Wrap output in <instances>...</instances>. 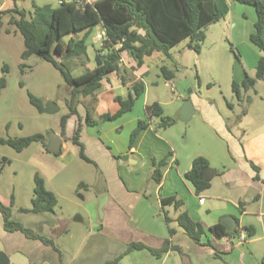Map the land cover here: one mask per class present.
Listing matches in <instances>:
<instances>
[{"label":"crops","instance_id":"obj_1","mask_svg":"<svg viewBox=\"0 0 264 264\" xmlns=\"http://www.w3.org/2000/svg\"><path fill=\"white\" fill-rule=\"evenodd\" d=\"M12 7L11 0H0V11ZM228 14L229 11L226 16ZM95 28L102 31L100 25H95L90 32ZM84 33L85 30L79 31L75 36L67 35L66 39L74 37L78 40ZM155 53L158 52L145 56L140 67L129 53H121L118 70L107 74L97 93L87 97L99 105L109 95L117 107L112 112L103 111L99 116L114 114L120 109L117 98L126 100L130 95L134 96L132 86L135 83L140 82L144 87L131 110L116 120L102 121L101 126L87 125L85 120L81 121L78 141L83 145L84 154L93 162L89 164L95 168L104 185L105 199L99 203L97 217H91L84 234L77 236L76 227L70 225L67 219H57L54 212L41 213L46 214L44 216L49 222L45 224L46 227L35 226L33 231L52 242L48 244L40 239L29 238L21 231H6L0 212V251L6 253L9 264H263L264 140L257 146L262 150V156L251 157L247 142H243V138L228 126V118L212 102L194 95V114L190 119L197 112L200 113L202 133H206L209 139L208 149L202 151L189 148L180 156L175 142L169 143L158 134L152 118L145 111L146 106L156 102L164 113L163 106L170 104L159 97L148 102V87L144 79L148 74L145 59ZM94 66L95 63L88 69ZM171 80L165 79V84ZM81 100V106L76 110L85 119L93 103L89 106ZM71 120L74 121L73 137L77 127L75 123L79 122L76 115L67 119L64 132ZM139 121L147 126L138 133L130 147V135ZM115 133L117 135L111 138L110 135ZM57 135L61 137V131ZM118 135L120 140H116ZM71 136L66 138L69 140ZM64 138L61 137V149L65 145ZM186 142L188 144L189 139ZM198 157L206 159L208 167L214 170L210 180L206 181L209 187L200 193H196L191 183L184 178L193 160ZM157 167L160 172L159 181L152 176L153 169ZM201 178L205 181L204 171ZM171 197L180 202L179 207L176 208L173 203H162V200ZM12 200L5 203V198H0L7 207L9 204L12 206ZM183 212L200 224L202 234L199 242L192 240L179 225L177 217ZM225 218L235 221L234 231L227 233L223 226L227 234L217 237L211 232V227L222 225L221 221ZM55 220L59 223L57 228L53 226ZM73 223H83V219L82 222L73 219ZM36 228L38 230H34ZM240 232L247 236L243 244L237 240ZM102 237L109 239V242ZM225 239L232 245L229 250L224 248ZM75 241L76 250L71 252L68 247ZM104 241L109 244L104 245V253L96 257L100 253L99 244L102 245ZM130 244H143L153 250H160L164 246L168 249L161 255H155L148 249L125 253Z\"/></svg>","mask_w":264,"mask_h":264},{"label":"rangeland","instance_id":"obj_2","mask_svg":"<svg viewBox=\"0 0 264 264\" xmlns=\"http://www.w3.org/2000/svg\"><path fill=\"white\" fill-rule=\"evenodd\" d=\"M68 1L78 3L83 0ZM58 2L59 0H22L18 1L17 6L25 12L27 19H31L36 7H56ZM228 3L229 14L204 28L205 39L200 43V53L188 48L187 40H184L169 51V57L158 52L145 59L148 74L144 79L148 87V102H153L157 97L170 102L163 106L162 117L174 121L170 127L161 128L160 118H152L153 127L169 143L175 142L180 156L189 148L202 151L208 149L209 139L206 133H202L200 113L197 112L187 122L180 117L184 103L187 100L192 103L194 95L212 102L228 118V126L243 138V142H247L251 157L262 156V150L257 146L264 140V79L256 80L254 86L247 91L240 86V98L236 97L231 88L232 82L241 85L246 75L255 77L257 59L263 55L249 41L256 13L252 6L232 0H228ZM12 16L0 19V78L3 77L6 81V87L0 93V139H18L34 134H41L43 139L30 144L19 153L0 143V198H5V203L13 199L12 206L8 205L12 219H17L25 228L33 231L35 226H45L49 222L44 216L46 214L19 212L20 208L31 207L34 175L38 173L44 179L46 187L57 197V204L53 209L56 218L67 219L70 225L76 227V235L82 236L89 226V219L97 217L99 203L105 199L103 181L95 168L80 158L79 147L72 143V138H66L72 135L74 121L68 123L64 135L65 145L60 153L51 154L47 151L50 136L61 131L60 120L69 113L67 103L71 88L59 71L40 57L32 55L26 60L21 59L23 38L9 24ZM100 32V28H95L87 38L86 55L67 61H61V58L54 55L55 59L60 60L62 67L72 76L82 74L95 62L94 55L101 48V41L96 39ZM21 64L25 67L21 68ZM161 67L172 72L171 82L165 84ZM28 94L42 101L44 112H38L30 104ZM174 94L181 99H177ZM86 98L79 99L90 106L92 98ZM80 106L78 102L77 108ZM116 107L107 95L99 105L93 103L91 109L86 108L89 109L94 124L101 126L103 123L99 114L103 111L112 112ZM76 116L79 122L76 121L75 127L85 120L84 115L79 112ZM115 135L117 134L110 137ZM116 137V140H120V135ZM186 139H189L188 144L185 143ZM254 147L255 150L251 151ZM76 216L81 217L83 223L74 224ZM55 221L53 226L57 228L59 223ZM36 232L33 231L34 234L38 233ZM102 239L107 240L104 237ZM90 240L91 238L87 242ZM107 241L99 244L100 253L96 257L104 253L103 246ZM76 242L69 245L71 252L76 250Z\"/></svg>","mask_w":264,"mask_h":264},{"label":"trees","instance_id":"obj_3","mask_svg":"<svg viewBox=\"0 0 264 264\" xmlns=\"http://www.w3.org/2000/svg\"><path fill=\"white\" fill-rule=\"evenodd\" d=\"M13 7L0 11V19L7 15H13L9 24L14 26L15 32L23 38L24 50L21 59L26 60L32 55H36L44 61L50 63L71 88L70 99L67 103L69 113L60 120L61 137L67 119L72 115H77V104L79 98L93 96L101 88L102 79L112 72L118 70L121 53L127 52L140 67L145 56H150L154 52H162L169 57V51L184 40H187V47L200 53V43L205 39L204 28L222 20L229 11L228 0H83V5L79 6L75 1L59 0L56 7L45 5L36 7L31 19L26 18L23 10L17 6L18 1L11 0ZM236 3L252 6L256 13L254 30L249 35V41L263 55L258 59L255 67V77L247 75L241 85L232 82V92L240 98V86L245 91L252 88L256 80L264 79V0H232ZM95 25H100L104 38L101 40V48L97 49L94 55L95 66L85 70L78 76H72L65 70L61 61H67L73 57L86 55L87 38L90 30ZM85 33L80 39L70 37L77 32ZM54 55L61 58L55 59ZM238 58V57H236ZM25 65L21 64V68ZM165 79H172V72L165 67L160 68ZM6 87L5 78H0V93ZM134 96L122 100L117 98L120 109L114 114H103L99 118L102 121H113L125 112L131 110L134 102L143 93V84L138 82L132 86ZM29 102L38 112H44L42 101L31 94H28ZM149 118H160L159 127L166 128L173 124L171 118H163L162 107L154 102L145 107ZM85 123L94 124L91 114L86 112ZM147 124L139 121L130 135L129 146L132 147L138 133L146 128ZM82 125L79 123L72 137V143L79 147V156L87 163H93L84 154V147L78 141ZM43 139L41 134H34L24 138L0 139L2 145H7L16 152H22L30 144L40 142ZM60 151L57 153L59 154ZM9 161V160H6ZM208 167V162L202 157L193 160L192 166L184 174L193 186L196 193H200L209 187V183L201 178V171ZM257 171V168L254 167ZM159 168H154L152 176L156 181L160 179ZM162 203H173L177 208L180 202L171 197L162 200ZM57 204V197L54 192L46 187L44 179L36 173L34 175L33 197L30 209H20L23 213H45L53 212ZM0 212L4 219V229L8 232L21 231L29 238L42 240L44 243L52 244L31 230L24 228L22 224L12 219L10 207L0 203ZM179 225L186 234L194 241L199 242L202 234L200 224L194 222L186 213H180L177 217ZM211 232L221 237L227 233L221 224L211 227ZM148 249L143 244L128 245L125 253L134 250ZM164 246L160 250L148 249L155 255H161L167 251ZM118 258L113 262L115 263ZM264 264V256L262 258Z\"/></svg>","mask_w":264,"mask_h":264},{"label":"water","instance_id":"obj_4","mask_svg":"<svg viewBox=\"0 0 264 264\" xmlns=\"http://www.w3.org/2000/svg\"><path fill=\"white\" fill-rule=\"evenodd\" d=\"M193 114H194L193 105L189 100H187L180 111V117L184 122H187L189 121V119ZM61 146H62L61 137L58 136L57 134L51 135L49 138L47 151L51 154H57L61 150ZM202 171H204V175L206 177L205 181L210 180V178L214 174V170L209 167L204 168ZM74 221L82 222V218L77 216L74 218ZM221 223L225 227V231L227 233H232L234 231L235 221L232 218H225L221 221ZM0 264H9V258L6 255V253L3 251H0Z\"/></svg>","mask_w":264,"mask_h":264},{"label":"built area","instance_id":"obj_5","mask_svg":"<svg viewBox=\"0 0 264 264\" xmlns=\"http://www.w3.org/2000/svg\"><path fill=\"white\" fill-rule=\"evenodd\" d=\"M59 3H60V1H59ZM77 4L79 6H81V5H83V1H80ZM103 38H104V33L102 31L99 34L96 35V39L97 40H100L101 41V40H103ZM174 95H175L176 98H178V95L177 94H174ZM246 238H247L246 234L243 233V232H240L239 235H238V238H237L238 243L239 244H243L245 242ZM221 239H224V238H221ZM231 247H232V245L229 242V240L225 239V241H224V248L226 250H229Z\"/></svg>","mask_w":264,"mask_h":264}]
</instances>
